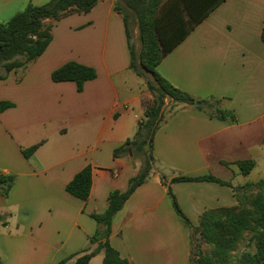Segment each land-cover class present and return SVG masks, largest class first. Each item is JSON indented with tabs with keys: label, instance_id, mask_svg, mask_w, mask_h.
Wrapping results in <instances>:
<instances>
[{
	"label": "crops",
	"instance_id": "1",
	"mask_svg": "<svg viewBox=\"0 0 264 264\" xmlns=\"http://www.w3.org/2000/svg\"><path fill=\"white\" fill-rule=\"evenodd\" d=\"M49 1L0 0V21L28 3ZM115 1L101 0L89 12L55 21L44 52L0 79V102L13 103L0 111V173L15 175L7 196H0V213L8 216L6 224L0 222L1 264H73L77 256L67 258L89 246L97 229L90 215L104 212L109 192L125 191L140 168L138 157L113 155L134 135L153 99L144 79L129 67ZM263 20L264 0H223L157 65L159 74L196 99H220L219 107L231 110L237 121L211 118L195 104L176 105L166 116L154 136L155 171L111 225L110 244L130 264H190L189 230L172 206L167 184L197 225L205 210L237 204L232 186L264 178ZM70 60L96 71L82 91L72 81L51 79V72ZM34 144L27 158L22 149ZM245 159L255 161L246 175L232 163ZM88 164L91 188L81 200L65 185ZM205 174L231 186L170 182ZM103 255L98 252L89 264H102Z\"/></svg>",
	"mask_w": 264,
	"mask_h": 264
},
{
	"label": "trees",
	"instance_id": "2",
	"mask_svg": "<svg viewBox=\"0 0 264 264\" xmlns=\"http://www.w3.org/2000/svg\"><path fill=\"white\" fill-rule=\"evenodd\" d=\"M99 1L101 0H50L41 5L28 3L7 21H0V79H5L12 70L27 67L44 52L52 39L55 21L69 14L89 12ZM122 1L124 6H120L119 0H116L114 9L123 17L130 56L129 67L145 80V86L153 99L145 105L143 118L134 135L116 147L113 155L138 157L141 159V165L137 174L128 180L125 191L114 189L109 192L108 205L104 212L90 215L97 223V229L89 237V246L67 258L77 256L73 264H89L91 257L100 251L104 254L102 264H130L128 259L122 257L110 244L112 221L133 191L145 183L155 171L154 136L176 105H193L198 101L199 104L195 108L207 116L228 123L237 121L231 110L219 107L220 99H196L171 84L156 70L162 58L223 0ZM125 8L129 10L128 13L134 14L137 20L139 52L130 42L131 30ZM185 15L188 16L186 20ZM260 37L264 44V20ZM95 77L96 71L93 67L73 60L65 62L51 72L53 81H72L77 91H82L84 83ZM11 106L13 103L1 101L0 111ZM37 146L38 144H34L23 148L22 153L28 158ZM232 163L245 175L255 166L253 159ZM161 179L164 182V176H161ZM91 180L92 167L88 164L65 185V190L81 200H86L90 193ZM178 181H211L231 186L229 182L211 174L181 175L170 179V182ZM14 182L15 175L0 173L1 197L7 196ZM232 189L237 200L236 205L205 210L198 224L193 225L180 208L170 184H167L172 206L181 223L189 230L190 264H264V178L232 186ZM7 217L0 213V222L6 224ZM194 233L198 235L199 243L206 244L209 250L203 251L200 244L196 250L193 249ZM91 244L96 246L91 248ZM241 246L243 249L239 252Z\"/></svg>",
	"mask_w": 264,
	"mask_h": 264
},
{
	"label": "rangeland",
	"instance_id": "3",
	"mask_svg": "<svg viewBox=\"0 0 264 264\" xmlns=\"http://www.w3.org/2000/svg\"><path fill=\"white\" fill-rule=\"evenodd\" d=\"M119 5L120 6H124V3L122 0H119ZM124 11V10H123ZM129 10L125 8V14L127 15V18H128V22H129V27H130V30H131V36H130V42L134 45L135 47V50L137 52H139V49H140V41H139V38H138V25H137V20H136V17L134 14L132 13H128ZM144 83H145V80H144ZM261 163L259 162V167H257V169H255L252 173V178L253 179H256L257 175L259 174V171L261 170ZM200 244V248L203 250V251H207L209 250V247L206 245V244H203V243H199V239H198V235L194 233L193 235V244H192V247L194 250L197 249V245ZM96 245V244H94ZM94 248V247H92ZM243 249V247H239V252ZM252 250V249H251ZM76 259V257H74V260Z\"/></svg>",
	"mask_w": 264,
	"mask_h": 264
},
{
	"label": "water",
	"instance_id": "4",
	"mask_svg": "<svg viewBox=\"0 0 264 264\" xmlns=\"http://www.w3.org/2000/svg\"><path fill=\"white\" fill-rule=\"evenodd\" d=\"M194 104H195V105H198V104H199V102H198V101H196ZM129 154H131V150H129Z\"/></svg>",
	"mask_w": 264,
	"mask_h": 264
},
{
	"label": "built area",
	"instance_id": "5",
	"mask_svg": "<svg viewBox=\"0 0 264 264\" xmlns=\"http://www.w3.org/2000/svg\"><path fill=\"white\" fill-rule=\"evenodd\" d=\"M141 120H142V119H141ZM141 120H140V121H141Z\"/></svg>",
	"mask_w": 264,
	"mask_h": 264
}]
</instances>
